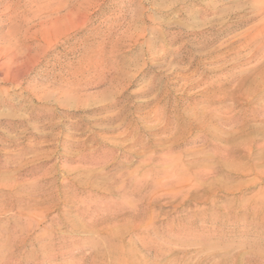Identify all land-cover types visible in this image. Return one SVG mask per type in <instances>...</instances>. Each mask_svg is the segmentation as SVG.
Wrapping results in <instances>:
<instances>
[{
	"label": "rangeland",
	"instance_id": "obj_1",
	"mask_svg": "<svg viewBox=\"0 0 264 264\" xmlns=\"http://www.w3.org/2000/svg\"><path fill=\"white\" fill-rule=\"evenodd\" d=\"M0 264H264V0H0Z\"/></svg>",
	"mask_w": 264,
	"mask_h": 264
},
{
	"label": "bare ground",
	"instance_id": "obj_2",
	"mask_svg": "<svg viewBox=\"0 0 264 264\" xmlns=\"http://www.w3.org/2000/svg\"><path fill=\"white\" fill-rule=\"evenodd\" d=\"M7 6V5H6ZM40 19V18H39ZM50 19H48L47 21L46 20H43L42 22H41V24H46L47 25V23H49L50 21H49ZM55 23V22H54ZM53 24V22H51V24H49V25H52ZM14 57V59H10L9 61H10V63H14V61H15V56H13ZM16 62V61H15ZM11 69H13V68H11ZM4 74V73H3ZM16 75H17V73L16 72H14V71H8L7 73H6V76H5V80H7V81H9L10 82V84L11 83H17V77H16ZM6 81V82H7Z\"/></svg>",
	"mask_w": 264,
	"mask_h": 264
}]
</instances>
